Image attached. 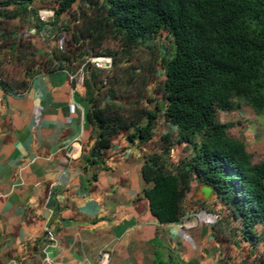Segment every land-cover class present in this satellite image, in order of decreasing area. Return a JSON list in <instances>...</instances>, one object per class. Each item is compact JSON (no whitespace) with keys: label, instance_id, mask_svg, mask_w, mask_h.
I'll list each match as a JSON object with an SVG mask.
<instances>
[{"label":"trees","instance_id":"16d2710c","mask_svg":"<svg viewBox=\"0 0 264 264\" xmlns=\"http://www.w3.org/2000/svg\"><path fill=\"white\" fill-rule=\"evenodd\" d=\"M76 1L55 0L49 5L52 19L44 21L39 12L47 6L36 0H0L3 88L24 89L25 78L35 72L65 69L74 75L81 70L90 103L87 117L99 131L98 158L122 133L129 141L151 142L163 109L164 122L192 152L170 164L169 130L159 150L145 156L143 175L151 184L145 195L152 214L161 223L180 222L192 182L209 185L222 209L239 222L243 237L257 241L256 226L264 222V162L252 160L244 141L229 134L232 123L220 121L218 113L246 105L264 116V0H87L74 11ZM65 12L73 23L58 26ZM21 21L32 24L26 35H19ZM163 31L173 43L170 55L162 57L163 108L148 103L129 67L119 81L113 53V68L91 62L105 54L110 40L116 47L152 50L146 42ZM61 38L62 47L44 50ZM167 253L164 258L154 249L153 264H197Z\"/></svg>","mask_w":264,"mask_h":264},{"label":"crops","instance_id":"0c3cea01","mask_svg":"<svg viewBox=\"0 0 264 264\" xmlns=\"http://www.w3.org/2000/svg\"><path fill=\"white\" fill-rule=\"evenodd\" d=\"M25 80L24 89L0 83V264H153L154 249L197 264H264V222L260 238L246 240L203 185L192 182L180 222L152 214L143 166L159 144L122 133L98 158L81 70ZM246 112L242 105L219 120L244 124Z\"/></svg>","mask_w":264,"mask_h":264},{"label":"rangeland","instance_id":"374dc122","mask_svg":"<svg viewBox=\"0 0 264 264\" xmlns=\"http://www.w3.org/2000/svg\"><path fill=\"white\" fill-rule=\"evenodd\" d=\"M40 4L46 5L40 10V15L44 21H49L53 17V10L50 8V4L54 3L55 0H36ZM87 0H77L73 5V10H78L80 8V4L83 2L86 3ZM104 1V0H100ZM70 13L65 12L58 18V26H63L68 24L72 25L73 20L70 21ZM18 25L19 35H26L27 29L32 26V24L28 22L21 21ZM32 28V27H31ZM64 37V33H62ZM37 37H33L32 41L36 42V45H43L42 41L36 40ZM112 40L109 43L103 46V53L98 57H110V63L107 67L113 68V60L109 55V52L114 54V57L117 61L118 69H114L116 74L118 73V79L120 82L123 81L126 73L124 68L129 67L131 71H135L133 74V79L135 81L136 88H142L144 93L149 96L151 99L149 104L159 105L160 107H164V102L162 98V82L165 79L164 76V68L162 64V57L169 56L173 51V43L172 39L167 36L165 31L161 32L156 39H152L146 42L147 45L152 47L150 50L149 47L140 45L135 49H128L122 46L116 47L117 45L112 44ZM44 50H50L54 47H62L63 46V38L59 41H49ZM94 65L98 68L106 67L104 62H96L91 60ZM110 68V69H111ZM132 68V69H131ZM113 70V69H112ZM115 74V75H116ZM123 97V96H122ZM123 101V100H122ZM124 102H122L123 104ZM249 109V113H245L246 116H243V123L239 124L242 121L231 122V126L228 129V132L231 136L240 138L244 141L246 148L249 153L252 154V160L256 163L264 162V135L262 132V127L264 124V116H258L255 111L249 106H246ZM163 109L159 111V116L157 117V124L154 131L153 140L151 143L159 144L161 143V136L171 130L164 122L163 118ZM220 111L218 113V119L223 118L221 116ZM220 116V117H219ZM170 130V131H169ZM172 133V142L173 151L171 152V156H169V163L174 164L178 160H184L186 156H188L192 151L188 150L184 143H180L178 141L179 135L176 130L171 131ZM189 152V154H188ZM174 157V158H173ZM172 167V165H170Z\"/></svg>","mask_w":264,"mask_h":264},{"label":"built area","instance_id":"2783aa9c","mask_svg":"<svg viewBox=\"0 0 264 264\" xmlns=\"http://www.w3.org/2000/svg\"><path fill=\"white\" fill-rule=\"evenodd\" d=\"M92 60L96 61V62H98V61L104 62L106 64V67L110 63V57H103V58L102 57H93ZM48 238L50 240V243L47 246H51L52 242L55 241V238L53 237V235L50 232H48Z\"/></svg>","mask_w":264,"mask_h":264},{"label":"water","instance_id":"95a60500","mask_svg":"<svg viewBox=\"0 0 264 264\" xmlns=\"http://www.w3.org/2000/svg\"><path fill=\"white\" fill-rule=\"evenodd\" d=\"M203 186H205L203 189L205 196H207L211 190L213 191V189L209 185H203Z\"/></svg>","mask_w":264,"mask_h":264}]
</instances>
